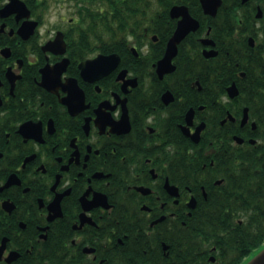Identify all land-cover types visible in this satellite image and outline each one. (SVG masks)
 Masks as SVG:
<instances>
[{
    "label": "flooded vegetation",
    "instance_id": "1",
    "mask_svg": "<svg viewBox=\"0 0 264 264\" xmlns=\"http://www.w3.org/2000/svg\"><path fill=\"white\" fill-rule=\"evenodd\" d=\"M232 1L219 62L227 68L230 39L243 68L212 96L204 76L221 50L191 8L200 27L164 71L182 18L171 8L116 38L92 30L106 11L114 20L116 0H0V264H118L193 236L197 207L261 138L243 80L264 59V0ZM115 54L108 73L84 72Z\"/></svg>",
    "mask_w": 264,
    "mask_h": 264
},
{
    "label": "trees",
    "instance_id": "2",
    "mask_svg": "<svg viewBox=\"0 0 264 264\" xmlns=\"http://www.w3.org/2000/svg\"><path fill=\"white\" fill-rule=\"evenodd\" d=\"M145 1L148 0H116L114 20L111 21L109 11H106L103 18L100 15L95 18L99 23L92 30L102 35L101 30L106 29L107 32H113L116 38H120L129 26H138L146 19L147 8L142 3ZM158 1L161 8H169L174 3L187 4L192 13L202 21V29L212 24L211 34L221 51L219 58L212 60L211 70L204 76V83L212 96L224 93L225 86L236 79L233 76L237 70L236 62L243 68L235 52L240 43L235 44L230 39L226 41L229 50L228 47L225 48L229 52L227 68L219 62L222 55L221 39L224 37L227 22L236 12L235 9L234 12L228 10L233 1L224 0L216 18L202 13L199 0ZM191 39L195 44V38ZM115 45L118 49L122 44L116 42ZM253 63L257 67L245 69L247 76L243 80L246 84L244 93L245 104L250 107L259 124L257 133L261 137L260 143L244 151L234 169L227 168L223 174L226 182L210 203L197 207L194 214V234L191 238L183 230L169 255L151 251L147 253V258L143 256L139 260L118 261V264H243L246 257L264 245V59L255 57ZM200 71L202 69H196L191 74H201ZM210 102L214 108L213 97ZM230 164L229 162L228 165ZM211 254L216 256L215 262L210 260Z\"/></svg>",
    "mask_w": 264,
    "mask_h": 264
},
{
    "label": "water",
    "instance_id": "3",
    "mask_svg": "<svg viewBox=\"0 0 264 264\" xmlns=\"http://www.w3.org/2000/svg\"><path fill=\"white\" fill-rule=\"evenodd\" d=\"M202 7L205 9V12L216 16L218 13L219 7L222 5V0H200ZM171 14L173 17H179L182 18L178 22V26L171 37V39L168 42V49L166 56L159 61L158 69L162 68L164 71L173 70L174 66L171 65V58L174 57L178 52V44L191 32L196 31L199 26L200 22L198 19L193 17L189 11V7L186 5H174L171 8ZM207 44H213L214 41L212 39L207 38L204 40ZM210 55H215V51L211 50ZM209 55V54H207ZM118 55H100L99 57L88 60L83 65L84 72H90L92 70H96L100 75L108 73L111 69H113L114 65L117 63ZM172 66V68H171ZM229 95L231 97H235L239 94V89L235 82L232 83L227 88ZM193 111L190 110L188 112V117H192ZM248 108L244 111V117H243V123H245L248 119ZM254 127L256 126L255 123H253ZM205 126L204 124H201L197 127L196 132L192 135L194 140L197 142L200 139V133L203 130ZM238 141L242 142L243 139L241 137H236ZM192 207H195L196 204H190ZM212 260H215V257H211ZM245 264H264V247L256 253L252 258H250Z\"/></svg>",
    "mask_w": 264,
    "mask_h": 264
},
{
    "label": "rangeland",
    "instance_id": "4",
    "mask_svg": "<svg viewBox=\"0 0 264 264\" xmlns=\"http://www.w3.org/2000/svg\"><path fill=\"white\" fill-rule=\"evenodd\" d=\"M143 5L147 8L146 12H147V17H151V16H154L157 12V9L158 8H161V5L159 4V1L158 0H148V1H145V2H142ZM54 10V16L50 18L51 21H55L57 22V18L59 16V14L61 13V11L59 10V8H53ZM47 28V27H46ZM102 34L104 35L105 33V36H107V31L106 29H102ZM109 34V33H108Z\"/></svg>",
    "mask_w": 264,
    "mask_h": 264
}]
</instances>
